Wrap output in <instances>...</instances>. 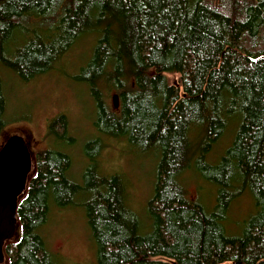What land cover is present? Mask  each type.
Returning <instances> with one entry per match:
<instances>
[{"label": "trees", "instance_id": "trees-1", "mask_svg": "<svg viewBox=\"0 0 264 264\" xmlns=\"http://www.w3.org/2000/svg\"><path fill=\"white\" fill-rule=\"evenodd\" d=\"M19 33L28 40L11 54ZM86 34L98 36L80 78L97 97L96 126L160 151L150 225L130 209L120 177L102 175L94 155L80 185L69 177L70 155L48 150L19 201V237L5 246L9 264H63L39 231L52 206L73 205L81 195L98 264H264V61H252L264 56V0H0V66L23 81L50 71ZM169 74L179 75L178 85ZM103 82L116 88L118 113L96 91ZM5 110L0 74V136ZM67 122L55 119L49 135L57 129L69 140ZM230 123L232 144L209 164ZM87 148L99 149L98 141ZM194 164L217 187L211 213L181 182ZM245 194L258 212L241 235L229 236V209Z\"/></svg>", "mask_w": 264, "mask_h": 264}, {"label": "rangeland", "instance_id": "rangeland-1", "mask_svg": "<svg viewBox=\"0 0 264 264\" xmlns=\"http://www.w3.org/2000/svg\"><path fill=\"white\" fill-rule=\"evenodd\" d=\"M97 39L96 34L80 37L55 61L50 71L27 82L13 71L0 66L6 102L4 119L7 125L0 136V144L13 135L30 139L33 157L30 178L36 174V162L43 152L54 149L68 153L72 160L69 177L80 185L84 182L85 169L92 162L90 156L94 155V163L102 175L120 177L126 190L127 204L147 229L150 225L147 207L154 195L160 151H143L129 139L103 133L96 126L97 97L87 82L80 78L93 56ZM27 40L22 33L17 34L11 54ZM168 78L171 84L178 85V74H169ZM96 91L102 102L111 111L118 113L113 105L116 88L103 82L97 85ZM60 117L68 120L70 139L66 141L60 140L63 131L56 129L57 135H49L51 124ZM235 131L236 123H230L208 153L206 160L209 164L218 163L224 150L232 144ZM91 141H98L99 149L93 148L89 152L87 145ZM198 168L201 167L194 164L192 169L185 172L181 182L189 197L195 201L200 200L206 207L205 212L211 213L218 190L198 173ZM84 201L85 197L81 195L73 205L52 206L47 223L39 231L47 250L63 264H98L97 244L88 223ZM256 211L258 207L249 195H242L235 200L224 225L227 234L241 235L244 224L257 214ZM19 230L18 227L14 240L18 239ZM9 261V256L5 254L2 264H9Z\"/></svg>", "mask_w": 264, "mask_h": 264}, {"label": "water", "instance_id": "water-1", "mask_svg": "<svg viewBox=\"0 0 264 264\" xmlns=\"http://www.w3.org/2000/svg\"><path fill=\"white\" fill-rule=\"evenodd\" d=\"M264 61V56L253 59ZM114 108L119 110L120 98L113 96ZM33 171L31 141L13 135L0 146V264L5 261L4 248L15 239L19 227L18 206L26 194Z\"/></svg>", "mask_w": 264, "mask_h": 264}, {"label": "bare ground", "instance_id": "bare-ground-1", "mask_svg": "<svg viewBox=\"0 0 264 264\" xmlns=\"http://www.w3.org/2000/svg\"><path fill=\"white\" fill-rule=\"evenodd\" d=\"M99 125V127H100V123L98 124ZM100 129V128H99ZM105 133V132H104ZM75 141V140H74ZM142 152V151H141ZM144 153V152H143ZM145 154V153H144ZM128 183V182H127ZM80 205V204H79ZM75 206H77V205H75Z\"/></svg>", "mask_w": 264, "mask_h": 264}]
</instances>
